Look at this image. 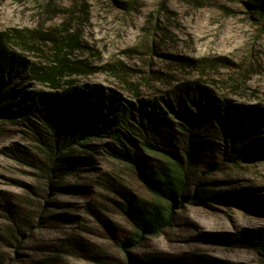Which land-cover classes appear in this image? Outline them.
<instances>
[{
	"label": "rangeland",
	"instance_id": "1",
	"mask_svg": "<svg viewBox=\"0 0 264 264\" xmlns=\"http://www.w3.org/2000/svg\"><path fill=\"white\" fill-rule=\"evenodd\" d=\"M263 1L0 0V264H264V14L250 4ZM55 65L54 83L34 72ZM191 91L257 124L244 121L241 160L229 159L231 132L194 129L184 193L199 178L222 197L181 201L171 226L138 239L123 207L162 202L134 161L159 156L125 151L122 109L156 104L163 140L185 156L180 120L196 113L178 98ZM94 92L116 105L78 133ZM69 95L78 105L64 130L54 101Z\"/></svg>",
	"mask_w": 264,
	"mask_h": 264
},
{
	"label": "trees",
	"instance_id": "2",
	"mask_svg": "<svg viewBox=\"0 0 264 264\" xmlns=\"http://www.w3.org/2000/svg\"><path fill=\"white\" fill-rule=\"evenodd\" d=\"M253 1L257 2L258 0ZM254 2H251L250 4L264 14V1L260 4H256ZM0 54H2L1 47ZM10 61L12 65H26V62L19 58L15 59L12 57ZM59 70V67L55 65L50 66L47 70L43 69L42 71H38V69H36L34 72H40L39 74H41L43 78L54 83L58 79ZM88 95H91V93ZM73 96L74 95L66 96L62 101H54L57 105L60 104L58 106H62L65 110V116L62 112V115L64 116V130H66V127L71 120L69 117L71 111L74 112L73 109L78 105L76 102H73ZM178 99L181 104H185L184 102L189 100L194 106L196 113L194 124L187 117H185L186 121L180 120L181 124H185L187 126L189 134L188 140L182 148L185 156L183 153L181 154L175 146L163 140V136L160 131L166 120L164 116H161L160 114L157 115L155 113V108H157L156 104L151 106V112L142 111V109L139 108L137 111L139 112L138 114L135 113L132 107L122 109L121 123L123 124V130L122 132H115L117 139L125 141L123 146L126 152H128V149L131 148L137 157L141 152L139 147L143 145L148 152L159 156L154 159L151 164L145 163L141 165L137 160L134 161V163L138 166L137 175L139 180L156 199L162 202L150 205L144 203L143 201H134L123 207L124 212L131 219L136 228V236L138 239L145 236V234H155L161 232L164 228L171 226L175 207L182 206L181 201L190 203L192 201H199L201 198L203 199L209 197L218 199V197H222L221 194L214 193L213 191L212 195H209V189L206 185L208 182L199 178L192 180L195 182L194 192L192 194L184 193L191 180L189 172L195 160V146L193 144L195 137L193 135L194 129L198 128L203 130L211 125L213 126L214 124H217L225 134H229V132H231L230 135L232 138H235L236 136L238 138L237 141L231 145V154L229 155V159L241 160L245 156V153L243 152L246 151L245 145L247 144V140L250 139V135L252 133L251 129H254L257 124L255 122V117L248 111H233L231 108H226L224 116L217 115L220 112V108L207 94L203 97V94L191 91L186 94V97L182 96ZM115 102L116 100L112 95H108L106 97L102 92H94V95L92 94L91 97L88 98L87 105L85 106L90 113L89 119L83 122L84 124L82 123L79 125L78 128L80 131L78 133H82L87 125L88 133L97 131L98 122H94L93 120L97 117L99 112H103L105 109L110 111V108L116 105ZM81 108L79 109L81 110ZM79 109L77 110L78 115L81 116L82 110L80 111ZM158 116L159 118H157ZM247 119L251 120L252 127L251 129L243 130L244 121ZM113 121L117 122L115 118H113ZM76 133L77 132H75V134ZM59 137L65 138V131L61 133ZM122 156H127L131 159L128 154L126 155L124 153ZM211 167L212 165L209 166L205 172L211 171ZM133 243L135 244L136 241ZM128 246H130V244L124 245L126 248ZM100 262L105 263L104 261Z\"/></svg>",
	"mask_w": 264,
	"mask_h": 264
}]
</instances>
